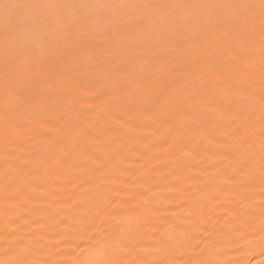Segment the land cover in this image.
Returning a JSON list of instances; mask_svg holds the SVG:
<instances>
[{
  "label": "bare ground",
  "instance_id": "obj_1",
  "mask_svg": "<svg viewBox=\"0 0 264 264\" xmlns=\"http://www.w3.org/2000/svg\"><path fill=\"white\" fill-rule=\"evenodd\" d=\"M260 4L0 0V264H264Z\"/></svg>",
  "mask_w": 264,
  "mask_h": 264
},
{
  "label": "snow or ice",
  "instance_id": "obj_2",
  "mask_svg": "<svg viewBox=\"0 0 264 264\" xmlns=\"http://www.w3.org/2000/svg\"><path fill=\"white\" fill-rule=\"evenodd\" d=\"M3 7H4L5 9H8V8H10V7H13V5L4 4ZM260 7H261V14H262V16H264V0H261Z\"/></svg>",
  "mask_w": 264,
  "mask_h": 264
}]
</instances>
